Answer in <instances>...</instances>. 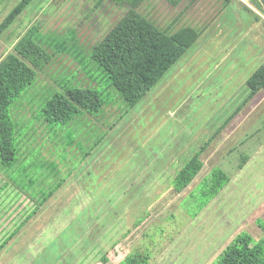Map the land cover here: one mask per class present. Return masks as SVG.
<instances>
[{"label": "rangeland", "instance_id": "374dc122", "mask_svg": "<svg viewBox=\"0 0 264 264\" xmlns=\"http://www.w3.org/2000/svg\"><path fill=\"white\" fill-rule=\"evenodd\" d=\"M20 1L0 0V26ZM131 2L132 0L119 2L114 0H34L0 34V62L14 52L15 46L31 30L35 31V38L41 48L52 57L48 65L37 70L34 83L11 107V116L17 128L16 137L19 138L20 149L18 161L13 168L4 169L0 166V247L4 245L0 250V264H45L48 263L46 262L48 258L53 259L55 263L54 252L49 251L46 256L37 257L41 250L40 242L45 243L52 250L66 249L63 264H76L82 252L75 243L87 244L90 240H78L73 237L72 226L77 225L81 229L82 222L88 215V208L71 206L73 201L71 203L70 199L73 200L77 197L76 195L83 193L81 190H76L82 189L80 186L83 184H89L92 188L95 186L101 195L102 189H107L106 183L112 176L113 170L123 171L124 165L121 166V164L131 157L132 150L121 147L118 142H121L122 138L114 144L109 140L101 155L102 164L97 165L99 167L95 165L96 171L94 168H89L90 164H87L91 155L97 152L98 147L107 138H120L121 135L126 134L125 131H119L121 124L126 120L132 123V128L127 133L132 142L147 150L155 149L154 153H164L168 144L163 143L157 147L153 143L152 146V143L146 141L149 132L158 126L169 107L175 101H180L182 94L184 96L185 93L194 90L196 81L193 79L216 67L218 60L215 57H209L200 67L188 73L184 71L180 75L175 71L176 66H173L174 68L167 72L166 77L164 76L165 78L163 77L164 79L141 101V105L138 104L130 109L93 61L92 51L129 13ZM236 6H247L256 14L258 12L264 15V0H234L229 6L224 0H182L178 5L168 0H141L136 11L157 29L172 35L188 27L204 33L216 24L226 9ZM171 76H174L173 82H170L167 87L166 80ZM165 81L164 87L157 89ZM78 87L98 91L105 102L103 109L94 114L83 113L66 125L47 123L42 115L46 103L56 94H65L66 90ZM156 90H158L157 93ZM148 97L145 106H142ZM203 132L206 131L202 130L193 135V140L191 138L193 143L187 146L186 153L182 155L183 158L179 159L181 162L187 161L191 153L195 152L196 142L205 141L209 136L215 138ZM263 140L264 138H258L257 144L262 143ZM169 146L174 147V143H170ZM246 146L241 145L239 153L237 149L234 150L222 161V165L216 168L222 169L233 177L242 156L250 153L251 146L247 147L249 151L245 152ZM138 153L143 154L144 151L141 149ZM136 162V160L133 162L130 160L129 169L131 165L135 166ZM173 171L175 172L161 176L160 181L166 184L160 187V191L156 189L145 191L143 196L145 200L143 201L141 197L138 204H135L136 207L130 208L132 217H129L128 224L132 219L138 220L140 216H143L142 220L145 222L148 221L145 235L142 236L143 241L139 240L135 249L144 250L147 244L151 245L153 264H157L156 259L159 254L177 237L172 234L177 223L175 224L173 220L166 223L167 239L162 241V238L159 239L156 236L160 231H165L164 223H155L166 215L155 210L156 218L151 220V213L144 212L150 209L149 200L160 198L169 189L168 185L174 186L172 180L176 177L178 170ZM90 174L94 175L95 184ZM118 174L114 176V179L118 177ZM169 181L170 183H167ZM59 184L64 187L57 189L56 198H51L44 206H41L43 199ZM103 184L104 188H102ZM193 188L194 185L187 189L186 193L184 189L181 197L174 194L176 190L170 191V194L177 198L176 204H178L187 192H193L191 191ZM66 199L68 201H65ZM140 202L144 207L143 210L137 207ZM182 207L183 204L181 207L175 205L171 211L180 221L176 227L179 232L186 229L191 221ZM137 210H142L138 218L135 217ZM113 212L116 214L119 211ZM212 213H209L206 218ZM125 217L123 216L122 219ZM119 218L120 213L115 217L117 224L114 228L116 231L113 229L115 233L112 239L115 238V234H120L119 232L126 224V222L120 224L122 219L118 222ZM195 226L194 230L200 231L201 225L195 223ZM91 229L93 232L97 231L94 226H91ZM43 232L44 238L41 239L40 235ZM11 234L14 236L10 239ZM160 237H162L161 232ZM101 242L104 244V239ZM223 246L220 249L216 248V251L219 250L217 254ZM105 252L103 248H97L95 256L91 260L89 258L90 261L87 264H106L103 260ZM33 257H35L34 262ZM214 258H210V264L213 263Z\"/></svg>", "mask_w": 264, "mask_h": 264}, {"label": "crops", "instance_id": "0c3cea01", "mask_svg": "<svg viewBox=\"0 0 264 264\" xmlns=\"http://www.w3.org/2000/svg\"><path fill=\"white\" fill-rule=\"evenodd\" d=\"M209 57H215L218 60L216 67L193 79L196 81L194 90L185 93L184 96L182 94L180 101H175L169 107L158 126L146 137V141L152 143V146L153 143L157 147L167 143L168 147L164 153H154L155 149L147 150L132 142L127 134L132 128V123L126 120L119 128V131H125L126 134L121 135L120 138H107L87 161V164H90L89 168H94L96 171L95 165L102 164L101 155L109 140L114 144L122 138L121 142H118L121 147L132 150L131 157L121 164V166L124 165L123 171L110 172L112 176L106 183L107 189H102L101 195L95 186L92 188L89 184H83L80 186L82 189H76L83 193L76 195L77 197L75 196L73 200L70 199L71 203L73 201L71 206L88 208V215L83 220L81 229L77 225L72 226L73 237L78 240H90L88 245L75 243L82 252L76 264H87L95 256L97 248H103V252L106 251L103 256V259L107 260L106 264L122 262L134 251L137 247L135 245L142 240L147 229L148 221L142 220L143 216H140L138 220L132 219L128 224L129 217H132L130 208L138 204L141 197L143 201L145 200L143 198L145 191L155 189L160 191V187L166 184L160 181L161 176L168 175L170 172L174 173L175 169L178 170L175 174L177 175L192 156L199 152L203 168L183 192L186 193L187 189L193 185L194 188L191 191H194L213 169L222 165V161L229 154L236 149L239 153L241 145L246 146V144L245 152L250 150V153L245 155L249 160L241 169L237 168V171H234L230 182L197 217L191 219L188 216L191 221L186 229L180 232L175 229L172 232L177 237L165 246L157 257L156 263L210 264V258H216L237 234L246 231L257 241L264 236V231L257 225L259 220L264 222V140L257 144L258 138H264V89L256 86V81L264 76V15L258 12L256 14L247 6L226 9L216 24L207 29L174 65L175 71L179 75L184 71L187 73L193 71ZM173 77L167 78V87L170 82H173ZM166 81L157 89L163 88ZM148 99L149 97L142 106H145ZM202 130L206 131L203 134L212 135L215 138L209 136L205 141L196 142L195 152H190L193 155H190L187 161L181 162L179 159L183 158L182 155L186 153L187 146L193 143V135ZM170 143H174V147L170 148ZM141 149L144 151L143 154L138 153ZM130 160L137 162L129 169ZM117 173H119L118 177L114 179ZM92 177V182L95 184L94 175ZM104 186L103 184L102 188ZM169 186L160 198L148 201L150 209L144 212L151 213V220L156 218L155 210L165 214L166 216L160 221L156 220L158 223H155H164V227L173 216L171 213L173 207L175 205L181 207L192 193L187 192L185 197L178 200L180 203L176 204L177 198L170 194V191H175L174 186ZM63 187L64 185L58 190ZM183 192L174 194L181 197ZM56 196L57 191L51 198ZM62 201L64 203V199ZM137 207L142 210L144 208L141 202ZM142 210H137L135 217L138 218ZM113 211L119 212L114 214ZM211 212L213 213L206 218ZM119 213L118 222L126 216L120 221V224L124 222L126 224L119 232L120 234H115V238L112 239L116 231L115 224H117L115 217ZM195 223L201 225L200 231L194 230ZM91 226H94L97 231L93 232ZM165 229L167 231V227ZM82 232L84 233L81 234ZM156 237L160 239L158 235ZM40 238H44V232ZM103 239L104 244L101 242ZM165 239L167 236L162 238V241ZM219 242L221 244H218ZM44 244L40 242L41 250L37 257L46 256L49 251L54 252L55 263L53 259L48 258L46 260L48 263L45 264H63L66 249L52 250ZM221 245L223 248L217 254L219 250L216 251V248L220 249ZM150 247L153 249L151 245ZM35 257L32 259L33 262Z\"/></svg>", "mask_w": 264, "mask_h": 264}, {"label": "trees", "instance_id": "16d2710c", "mask_svg": "<svg viewBox=\"0 0 264 264\" xmlns=\"http://www.w3.org/2000/svg\"><path fill=\"white\" fill-rule=\"evenodd\" d=\"M33 1L21 0L1 24L0 34ZM140 1L132 0L129 13L92 51L93 61L130 109L135 108L147 96L203 34L201 31L188 27L167 35L136 11ZM168 1L178 5L182 0ZM224 1L229 6L234 0ZM51 60L52 57L37 42L35 31L31 30L15 46L14 52L0 62V166L4 169L15 166L20 149L19 138L16 137L17 128L11 116V107L34 83L37 70L44 68ZM258 81H256L257 88L264 89V76ZM104 106L105 102L98 91L78 87L66 90L65 94H56L46 103L42 115L49 124L66 125L83 113H98ZM248 160L246 155L242 156L238 168L241 169ZM202 168L203 163L197 152L176 175L173 182L175 190L182 192L186 189ZM230 180L231 177L222 169H213L185 200L182 208L191 219L197 217ZM61 185L59 184L43 199L41 206L56 193ZM170 220L177 223L176 227L179 225L178 222L180 223L174 215ZM257 225L264 231L263 221H257ZM160 232L158 236L164 238L166 229ZM13 236L14 234H11L9 238ZM3 247L4 245L0 247V250ZM152 253L150 245H146L144 250L135 249L119 264H152L154 257ZM103 260L107 262L106 259ZM212 264H264V236L257 241L249 233L237 234Z\"/></svg>", "mask_w": 264, "mask_h": 264}]
</instances>
